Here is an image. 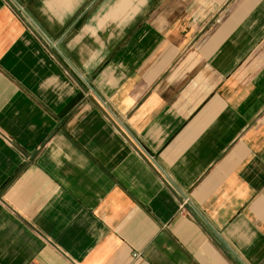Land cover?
Listing matches in <instances>:
<instances>
[{"label": "crops", "instance_id": "1", "mask_svg": "<svg viewBox=\"0 0 264 264\" xmlns=\"http://www.w3.org/2000/svg\"><path fill=\"white\" fill-rule=\"evenodd\" d=\"M0 264H264V0H0Z\"/></svg>", "mask_w": 264, "mask_h": 264}, {"label": "built area", "instance_id": "2", "mask_svg": "<svg viewBox=\"0 0 264 264\" xmlns=\"http://www.w3.org/2000/svg\"><path fill=\"white\" fill-rule=\"evenodd\" d=\"M186 202L188 203L189 201H188V200H186Z\"/></svg>", "mask_w": 264, "mask_h": 264}]
</instances>
